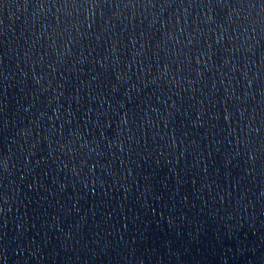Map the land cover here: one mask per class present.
I'll return each instance as SVG.
<instances>
[{"label":"water","instance_id":"obj_1","mask_svg":"<svg viewBox=\"0 0 264 264\" xmlns=\"http://www.w3.org/2000/svg\"><path fill=\"white\" fill-rule=\"evenodd\" d=\"M75 2L0 3V264H264V4Z\"/></svg>","mask_w":264,"mask_h":264},{"label":"snow or ice","instance_id":"obj_2","mask_svg":"<svg viewBox=\"0 0 264 264\" xmlns=\"http://www.w3.org/2000/svg\"><path fill=\"white\" fill-rule=\"evenodd\" d=\"M2 2H3V0H0V3H2ZM65 2H66V0H65ZM88 2H89V0H85V3H88ZM97 2H98V0H91L92 4H95ZM261 4H264V0H261ZM73 6L74 7L76 6L75 0H74V3H73ZM80 6L83 7V5H80ZM89 27H91V25H89ZM225 119H227V117H225ZM257 131H259V129ZM0 211H2V209H0Z\"/></svg>","mask_w":264,"mask_h":264}]
</instances>
